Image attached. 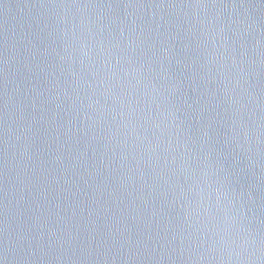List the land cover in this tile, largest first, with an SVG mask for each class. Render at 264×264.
Segmentation results:
<instances>
[{
  "label": "water",
  "instance_id": "95a60500",
  "mask_svg": "<svg viewBox=\"0 0 264 264\" xmlns=\"http://www.w3.org/2000/svg\"><path fill=\"white\" fill-rule=\"evenodd\" d=\"M0 264H264V0H0Z\"/></svg>",
  "mask_w": 264,
  "mask_h": 264
}]
</instances>
